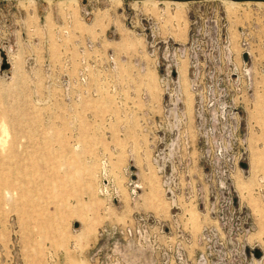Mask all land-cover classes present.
Returning a JSON list of instances; mask_svg holds the SVG:
<instances>
[{
	"label": "rangeland",
	"instance_id": "obj_1",
	"mask_svg": "<svg viewBox=\"0 0 264 264\" xmlns=\"http://www.w3.org/2000/svg\"><path fill=\"white\" fill-rule=\"evenodd\" d=\"M0 140V264H264V0H0Z\"/></svg>",
	"mask_w": 264,
	"mask_h": 264
},
{
	"label": "bare ground",
	"instance_id": "obj_2",
	"mask_svg": "<svg viewBox=\"0 0 264 264\" xmlns=\"http://www.w3.org/2000/svg\"><path fill=\"white\" fill-rule=\"evenodd\" d=\"M61 2L68 3V4H74V3H76V0H61ZM2 141H4V140L2 139ZM2 141L0 140V148L1 147L3 148V142ZM13 182H14L13 179H11L10 181H8V180L2 179V177L0 176V186L8 187V185L13 184ZM4 195L7 196V198H10V197L13 196V192L12 191H5L4 192Z\"/></svg>",
	"mask_w": 264,
	"mask_h": 264
}]
</instances>
